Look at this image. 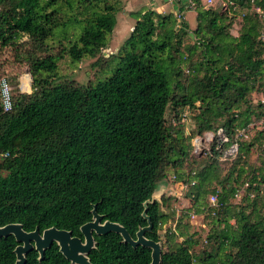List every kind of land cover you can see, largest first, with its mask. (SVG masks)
<instances>
[{"label":"trees","instance_id":"obj_1","mask_svg":"<svg viewBox=\"0 0 264 264\" xmlns=\"http://www.w3.org/2000/svg\"><path fill=\"white\" fill-rule=\"evenodd\" d=\"M192 1L194 40L177 15L149 10L134 15L132 31L106 55L122 0H0V49H25L33 76L32 92L13 94L10 111L0 94V227L84 238L96 208L137 238L149 224L144 203L169 178L181 193L147 207L153 228L145 235L163 244L161 264H264V166L250 163L254 146L264 152V19L255 10L264 0L237 2L246 10L237 33L235 15ZM66 58L75 68L105 58L107 74L61 82ZM196 137L204 138L199 151ZM234 143L236 156L223 159ZM182 197L191 205L181 207ZM193 215L208 223L205 237L189 231ZM94 236L92 264L152 262L151 248L120 233ZM19 244L13 234L0 237V264L16 263ZM26 258L75 264L57 242Z\"/></svg>","mask_w":264,"mask_h":264},{"label":"water","instance_id":"obj_2","mask_svg":"<svg viewBox=\"0 0 264 264\" xmlns=\"http://www.w3.org/2000/svg\"><path fill=\"white\" fill-rule=\"evenodd\" d=\"M159 186V185H158ZM162 201V194L155 190L152 199H148L145 204L143 216L149 220V224L142 227L137 232V238L132 237L129 231L120 223L110 220L103 221V215L99 214L96 208L93 210V220L81 226V232L84 238L74 236L72 231L51 227L43 232L37 228L34 231H26L20 223H11L0 227V237H6L13 234L20 244L16 247L17 261L15 264H25L27 261L26 254L36 248L41 257L45 255L47 248H50L54 242L60 246L64 255L75 264H92L88 254L95 247L96 240L94 234H107L109 232L120 233L124 242L133 246L143 245L152 249L151 264H161L163 247L162 243L146 237V232L151 231L153 224L147 215L149 203Z\"/></svg>","mask_w":264,"mask_h":264},{"label":"rangeland","instance_id":"obj_3","mask_svg":"<svg viewBox=\"0 0 264 264\" xmlns=\"http://www.w3.org/2000/svg\"><path fill=\"white\" fill-rule=\"evenodd\" d=\"M113 2V0H110ZM122 23L119 24V27L117 26V29L119 32L116 33L115 39L116 42H113V35L111 36V41L109 48L106 49L105 54L110 55L113 54V51L116 50V47L122 44L121 42L126 38L127 36L122 30H121ZM134 27L129 26V32L132 31ZM26 37L22 38V40H25ZM121 39V41H119ZM191 41L194 39H190ZM25 48V47H23ZM57 47H54V50H56ZM118 49V47H117ZM23 55H19V50L15 46H10L4 49H0V80L3 76H8L10 79V83L12 85L13 94L14 96L21 92H32V84H33V76L29 68V64L26 62V57L24 55L25 49L22 50ZM92 59H85L81 64H79L78 68L73 67L70 64L69 58L63 59L60 61V73L62 76H60V81H69L71 79H75V82L79 83L80 85H86L89 81L95 83L97 80L104 78L107 74L106 71V64L105 58H102L99 64L93 65ZM89 72V78L88 73ZM27 75H30L31 81L30 84L28 82L29 88H26L24 86V80ZM26 85H27V80ZM1 104V101H0ZM190 128L194 126H189ZM184 132V131H183ZM255 134V132L253 133ZM198 165V162H196ZM194 163V164H196ZM250 163L254 165L255 167L259 168L261 166H264V152L262 151L261 147L254 146L252 149V153L250 155ZM193 164V165H194ZM230 165H222L223 173L228 170ZM181 192V190L178 191V193ZM264 193V192H263ZM181 207H188L191 205V202L186 199L185 197L180 199ZM190 227L189 231H200L201 236L205 237L208 230V223L204 222V217L200 215H193L189 221ZM161 233L165 234V232L162 230ZM162 235L164 239V235Z\"/></svg>","mask_w":264,"mask_h":264},{"label":"crops","instance_id":"obj_4","mask_svg":"<svg viewBox=\"0 0 264 264\" xmlns=\"http://www.w3.org/2000/svg\"><path fill=\"white\" fill-rule=\"evenodd\" d=\"M191 1L192 0H122L124 9L120 13V19L118 20L117 26L119 27V24L122 23L121 30L126 35H128L130 33L128 27L129 26L134 27L137 21L134 15L137 13L141 12L144 14L149 10H153L159 14L172 13L174 15H177L179 12H181L185 17L184 22H186V24H188L190 28L189 36L187 39L189 40L194 39L195 35L193 31L197 27L198 12L194 8V6L191 5ZM239 1L241 0H222L210 6L211 8H214L215 10H218L221 13H224L226 11L231 15H235L234 23H233V26H234L233 31L235 33H237L241 29L243 18H244V11L246 12L245 8L242 6H239V3H237ZM235 3L238 4L237 5L238 8L232 7ZM242 3L240 2V4ZM260 6L264 9L263 5H260ZM205 7H208V6H205ZM117 32H119L118 29L113 34V42H116V40L114 39H115ZM119 41H121V39ZM179 189H180L179 186H177V188L175 189V187L173 186L169 178L163 179L161 182H159V186H158V192L162 194V197L168 196L172 194L173 192L178 194ZM162 208L165 209L164 207ZM162 247H163V244H162Z\"/></svg>","mask_w":264,"mask_h":264},{"label":"built area","instance_id":"obj_5","mask_svg":"<svg viewBox=\"0 0 264 264\" xmlns=\"http://www.w3.org/2000/svg\"><path fill=\"white\" fill-rule=\"evenodd\" d=\"M201 1H202V3L205 6H209L210 7V6L214 5L215 3L220 2L222 0H201ZM191 5L194 6L195 2L191 1ZM255 10L264 19V9L260 5H255ZM177 17L180 20H184V18H185L184 15L181 12H179L177 14ZM261 37L264 39V28L262 30ZM0 94H1V100H2V105H3L4 111H10L12 109L13 103H14V100H13V89H12V86H11L8 78H6V77L1 78V80H0ZM189 126H193V125L188 124V126L186 128L188 131L193 128V127L190 128ZM258 127L264 129V118L259 122V126ZM220 133H222V130H220ZM241 135H244L245 138H248V136H249L245 132V130L241 131ZM213 137H214V132H208L207 135H206V140H211ZM224 139L228 140L227 137H224ZM203 140H204L203 137H196L194 139V144H195V147H196L197 151L200 150ZM238 150H239L238 143H234L227 151H225L223 159H227L229 156L230 157H235L236 154L238 153ZM179 190L182 191V187ZM180 193L181 192H179L178 194H180ZM217 200H218V196L216 194L211 196V201H213V203H215Z\"/></svg>","mask_w":264,"mask_h":264},{"label":"bare ground","instance_id":"obj_6","mask_svg":"<svg viewBox=\"0 0 264 264\" xmlns=\"http://www.w3.org/2000/svg\"><path fill=\"white\" fill-rule=\"evenodd\" d=\"M25 80H27V77L25 78ZM25 80H24V86H25L26 88H28V87H27L28 82H29V84H30V81H31V80L29 79V81L27 82V85H26V81H25Z\"/></svg>","mask_w":264,"mask_h":264}]
</instances>
